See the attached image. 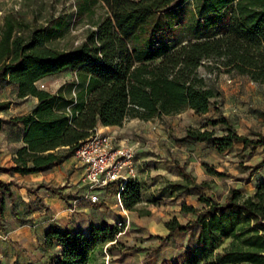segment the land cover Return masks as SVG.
Returning a JSON list of instances; mask_svg holds the SVG:
<instances>
[{"label": "trees", "instance_id": "16d2710c", "mask_svg": "<svg viewBox=\"0 0 264 264\" xmlns=\"http://www.w3.org/2000/svg\"><path fill=\"white\" fill-rule=\"evenodd\" d=\"M98 3L104 15L73 50L48 44L54 36L52 26L31 27L11 15L4 19L0 86L14 83L17 99L37 98L30 112L11 119L24 124L23 144L16 150L11 172L27 174L50 167L62 156L59 147L74 152L99 122L121 126L130 119L150 121L185 110L207 113L211 99L220 93L199 75L200 66L264 85V0H82L76 13L91 15ZM65 70L76 77L73 95L37 86ZM10 104L0 101V113ZM219 122L225 128L221 135L207 127H190L183 139L212 143L219 153L234 142L250 151L258 146L264 150L263 134L254 138L239 134L224 115ZM2 124L0 116V128ZM175 164L178 176L188 184L205 185H197L184 166ZM262 165L264 156L253 170ZM12 185L0 182V219L6 197H13ZM119 196L124 208L132 210L141 201L139 182H128ZM197 200L201 207L182 203L179 210L195 218L165 220L168 233L162 238L166 241L174 232H190L198 226L196 243L162 264H264V240L259 236L264 231V180L250 195L231 188L222 201L201 194ZM12 214L20 220L14 207ZM120 231L116 224L92 226L86 234L52 228L46 231L42 247L57 248L50 264H89L95 249ZM226 238L228 245L216 252Z\"/></svg>", "mask_w": 264, "mask_h": 264}, {"label": "rangeland", "instance_id": "374dc122", "mask_svg": "<svg viewBox=\"0 0 264 264\" xmlns=\"http://www.w3.org/2000/svg\"><path fill=\"white\" fill-rule=\"evenodd\" d=\"M81 2L82 0H0V32L4 19L11 15L31 27L52 26L55 28L54 36L49 39L48 44L60 50H73L81 45L89 29H94V23L105 12L98 3L93 7L91 15H79L76 8ZM198 73L220 95L211 99L209 110L205 114L197 115L191 110H185L141 121L133 128L134 135L125 143L135 146V155L139 147H142V152L149 154V157L140 158L143 168L148 170L147 174L143 170L145 180L141 175L139 182L143 185L146 203L138 205L133 220H117L115 224L121 231L113 240L102 244L93 252L89 264H162L163 260L176 259L186 249L194 246L198 233V226H194L190 232H174L168 240H162L168 233L164 226L165 220L172 216H176L181 222L195 218L192 213L179 211L182 203L201 207L202 204L197 200L200 194L222 201L231 188H238L246 195L252 193L254 182L264 180V165L253 170V166L264 156L261 146L250 151L240 142H234L231 147L219 153L212 143L183 139L190 127H207L215 135L223 134L225 128L219 122L220 115L226 116L239 134L253 138L257 133L264 135V85L252 82L246 76L218 71L213 66H200ZM75 82V74L65 70L42 79L39 84H43L42 89L49 92L62 91L65 96H70L75 92ZM14 91L12 85L4 83L0 86V101H16ZM6 116L8 118L10 113ZM212 121L216 124L212 125ZM12 135L13 132L10 133L11 137ZM175 162L184 166L197 185H205L198 187L188 184L178 176ZM205 165L213 168L218 175L208 172ZM30 220L22 216L19 221L27 223ZM7 224L0 219V242L17 249L19 243L9 238ZM259 236L264 240V231H259ZM229 242L230 238L223 239L215 251H221ZM2 243L0 264H7L6 249L2 247ZM55 253L56 250L43 253L44 259H40L42 264L52 260Z\"/></svg>", "mask_w": 264, "mask_h": 264}, {"label": "crops", "instance_id": "0c3cea01", "mask_svg": "<svg viewBox=\"0 0 264 264\" xmlns=\"http://www.w3.org/2000/svg\"><path fill=\"white\" fill-rule=\"evenodd\" d=\"M10 85L15 89L16 98L17 86L14 83H10ZM36 103V97L27 96L11 102L9 108L0 113L3 118L0 128V167L4 168L0 171V182L13 183L10 187L13 197L5 200L2 220L8 223L9 238L19 243V247L14 249L0 242L6 249L7 264H42L40 259H44L42 258L43 253L57 251V248L45 250L42 247L44 235L49 229L55 228L63 232L86 234L92 226L115 224L119 219L133 220L138 205L146 203L142 184H140L141 201L136 204L133 210L124 208L114 184L106 189L98 190L96 192L98 200L91 202L85 191L79 186L83 174L82 163L72 150H68V147H59L57 152L62 155L61 158L44 170L27 174L11 172L9 167L13 165L16 150L23 144L24 135V124L13 122L11 119L27 114ZM14 104L16 105L14 106ZM7 113H10L8 118ZM141 121L134 118L121 126H104L99 122L95 131L113 134L121 142H127L134 135L133 128L137 127ZM11 132H13V137L10 136ZM148 155V153L142 152V147L137 149L135 160L138 169V182H140L141 175L145 180V174L148 171L143 168L140 158L149 157ZM143 170L145 174H143ZM262 180L253 183L252 193L255 191L256 184ZM13 207L20 218L25 216V218L31 219L30 223H21L17 220L12 214ZM51 261L49 260L47 264H50Z\"/></svg>", "mask_w": 264, "mask_h": 264}, {"label": "built area", "instance_id": "2783aa9c", "mask_svg": "<svg viewBox=\"0 0 264 264\" xmlns=\"http://www.w3.org/2000/svg\"><path fill=\"white\" fill-rule=\"evenodd\" d=\"M39 88L43 84L37 83ZM82 163L80 188L91 202H96V192L114 184L117 194L130 181L138 180L135 146L121 142L116 136L94 131L74 150Z\"/></svg>", "mask_w": 264, "mask_h": 264}]
</instances>
